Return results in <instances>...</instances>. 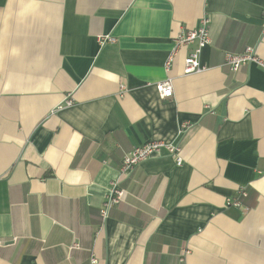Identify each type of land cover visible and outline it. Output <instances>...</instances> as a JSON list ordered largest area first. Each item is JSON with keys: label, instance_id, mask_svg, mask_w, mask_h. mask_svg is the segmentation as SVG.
<instances>
[{"label": "crops", "instance_id": "obj_1", "mask_svg": "<svg viewBox=\"0 0 264 264\" xmlns=\"http://www.w3.org/2000/svg\"><path fill=\"white\" fill-rule=\"evenodd\" d=\"M203 18L206 70L184 48L166 71ZM248 47L264 60V0H0V264H264V70L225 64ZM151 141L182 165L122 173Z\"/></svg>", "mask_w": 264, "mask_h": 264}, {"label": "built area", "instance_id": "obj_2", "mask_svg": "<svg viewBox=\"0 0 264 264\" xmlns=\"http://www.w3.org/2000/svg\"><path fill=\"white\" fill-rule=\"evenodd\" d=\"M114 43L115 40L106 37L104 42ZM210 20L208 18L201 19L199 25L195 29L182 31L174 40V49L170 53L165 69L169 71L177 53L181 49H188V54L184 59V75H192L206 70V67L201 64V54L204 48L210 45ZM225 64L232 72H238L240 69L248 67L251 64H256L264 70V60L259 58L256 53L255 47H248L241 53H227L225 55ZM157 89L162 98H170L173 95L172 79L168 78L165 81L157 84ZM73 105L72 100H67L65 106L70 107ZM181 129V134H182ZM181 146L176 144H168L162 141H151L143 146L134 148L128 155H125L121 163L120 170L122 173L132 171L139 164L147 161L156 154L168 152L175 158L178 166L182 165ZM124 191L113 185L111 194L101 209L102 221L106 223L113 206L120 204L124 200ZM245 191H241L239 197L233 202H229L234 206L242 205V198L246 197ZM5 243L0 241V247Z\"/></svg>", "mask_w": 264, "mask_h": 264}, {"label": "trees", "instance_id": "obj_3", "mask_svg": "<svg viewBox=\"0 0 264 264\" xmlns=\"http://www.w3.org/2000/svg\"><path fill=\"white\" fill-rule=\"evenodd\" d=\"M243 199V198H242Z\"/></svg>", "mask_w": 264, "mask_h": 264}]
</instances>
